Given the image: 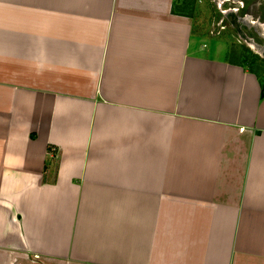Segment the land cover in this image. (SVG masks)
Segmentation results:
<instances>
[{"label":"crops","instance_id":"crops-1","mask_svg":"<svg viewBox=\"0 0 264 264\" xmlns=\"http://www.w3.org/2000/svg\"><path fill=\"white\" fill-rule=\"evenodd\" d=\"M177 2L0 0V264H264L263 72Z\"/></svg>","mask_w":264,"mask_h":264},{"label":"rangeland","instance_id":"rangeland-1","mask_svg":"<svg viewBox=\"0 0 264 264\" xmlns=\"http://www.w3.org/2000/svg\"><path fill=\"white\" fill-rule=\"evenodd\" d=\"M191 2L200 17L199 30L204 31L207 42L216 45L222 43L228 48L230 59L245 61L257 68V71L264 70V0H191ZM240 4L246 8L239 12L236 9ZM222 9L227 10V13L222 14ZM231 15L234 16L235 25L228 20ZM218 48L220 57H225V52L221 47Z\"/></svg>","mask_w":264,"mask_h":264},{"label":"trees","instance_id":"trees-1","mask_svg":"<svg viewBox=\"0 0 264 264\" xmlns=\"http://www.w3.org/2000/svg\"><path fill=\"white\" fill-rule=\"evenodd\" d=\"M178 1L179 2H177L175 4V13L184 14L183 12H185V11L188 12L189 10H193L194 5L191 4L192 3L191 0H178ZM244 64H247V62L244 61ZM253 68H255V67H253ZM261 72H263L262 73L263 79H261V81H262V86H263V97H264V70H262Z\"/></svg>","mask_w":264,"mask_h":264},{"label":"flooded vegetation","instance_id":"flooded-vegetation-1","mask_svg":"<svg viewBox=\"0 0 264 264\" xmlns=\"http://www.w3.org/2000/svg\"><path fill=\"white\" fill-rule=\"evenodd\" d=\"M239 6H240V7H239L238 9H236V10H238L239 12H240L241 10H244V9L246 8V7L244 8V6L241 5V4H240ZM242 6H243V7H242Z\"/></svg>","mask_w":264,"mask_h":264},{"label":"built area","instance_id":"built-area-1","mask_svg":"<svg viewBox=\"0 0 264 264\" xmlns=\"http://www.w3.org/2000/svg\"><path fill=\"white\" fill-rule=\"evenodd\" d=\"M223 12H224V13H227V10H224Z\"/></svg>","mask_w":264,"mask_h":264}]
</instances>
